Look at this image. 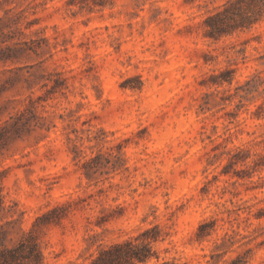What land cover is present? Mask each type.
Here are the masks:
<instances>
[{
	"label": "rangeland",
	"instance_id": "obj_1",
	"mask_svg": "<svg viewBox=\"0 0 264 264\" xmlns=\"http://www.w3.org/2000/svg\"><path fill=\"white\" fill-rule=\"evenodd\" d=\"M229 1L0 0V124L30 123L0 139L10 238L264 264V15L208 22Z\"/></svg>",
	"mask_w": 264,
	"mask_h": 264
},
{
	"label": "trees",
	"instance_id": "obj_2",
	"mask_svg": "<svg viewBox=\"0 0 264 264\" xmlns=\"http://www.w3.org/2000/svg\"><path fill=\"white\" fill-rule=\"evenodd\" d=\"M264 15V0H231L222 10L208 18V22H218L224 24L227 22H235L239 27H248L261 20ZM2 60H10L9 58ZM4 88L0 84V89ZM32 101V99H31ZM2 108L0 107V122L2 121ZM29 119L27 118V110L20 111L15 117H11L10 121H5L0 124V139L4 138L2 134L5 131L11 133V128H14L15 133L27 126ZM1 182V180H0ZM8 208L5 204L2 188L0 186V217H4ZM18 219L11 223H18ZM21 237L14 240L9 237L5 227H0V264H43V252L34 235V230L26 231L20 229ZM155 240L156 237H149ZM149 248L143 246L140 248L132 242L118 244L108 247L101 251L93 264H132L134 260L140 262L149 259Z\"/></svg>",
	"mask_w": 264,
	"mask_h": 264
}]
</instances>
